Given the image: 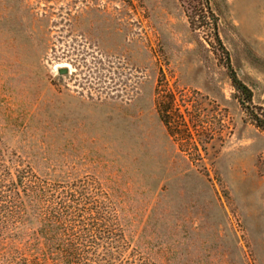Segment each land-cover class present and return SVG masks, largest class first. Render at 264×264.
Listing matches in <instances>:
<instances>
[{"label": "rangeland", "instance_id": "1", "mask_svg": "<svg viewBox=\"0 0 264 264\" xmlns=\"http://www.w3.org/2000/svg\"><path fill=\"white\" fill-rule=\"evenodd\" d=\"M192 4L0 0V264H43L33 181L115 211L142 263L264 264V132ZM210 6L264 108V0Z\"/></svg>", "mask_w": 264, "mask_h": 264}, {"label": "trees", "instance_id": "2", "mask_svg": "<svg viewBox=\"0 0 264 264\" xmlns=\"http://www.w3.org/2000/svg\"><path fill=\"white\" fill-rule=\"evenodd\" d=\"M192 3L193 12L188 16L191 28L198 31L212 27L236 99L251 122L264 132V108L254 105L253 92L234 70L217 33V18L210 0H192ZM19 181L22 183V179ZM30 191L29 204L36 214L30 211L26 219L33 226V242L38 245L35 247L43 264H145L128 249L127 237L115 211L114 214L102 212L93 195L91 199L81 194L75 183L40 185L33 181Z\"/></svg>", "mask_w": 264, "mask_h": 264}, {"label": "water", "instance_id": "3", "mask_svg": "<svg viewBox=\"0 0 264 264\" xmlns=\"http://www.w3.org/2000/svg\"><path fill=\"white\" fill-rule=\"evenodd\" d=\"M68 73V70H66V69H61V70H59V74L60 75H65V74H67Z\"/></svg>", "mask_w": 264, "mask_h": 264}]
</instances>
